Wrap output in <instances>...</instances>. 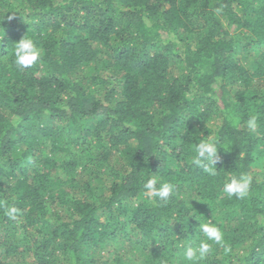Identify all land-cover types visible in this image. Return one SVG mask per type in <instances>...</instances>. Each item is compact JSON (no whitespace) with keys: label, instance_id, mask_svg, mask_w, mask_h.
I'll list each match as a JSON object with an SVG mask.
<instances>
[{"label":"trees","instance_id":"trees-1","mask_svg":"<svg viewBox=\"0 0 264 264\" xmlns=\"http://www.w3.org/2000/svg\"><path fill=\"white\" fill-rule=\"evenodd\" d=\"M0 201V264H188L207 219L231 252L200 264H264V0H0Z\"/></svg>","mask_w":264,"mask_h":264},{"label":"clouds","instance_id":"clouds-1","mask_svg":"<svg viewBox=\"0 0 264 264\" xmlns=\"http://www.w3.org/2000/svg\"><path fill=\"white\" fill-rule=\"evenodd\" d=\"M13 55V63L18 69L23 70L32 67L42 58V49L36 40L30 35H26L14 43ZM245 123L250 131H255L258 126L257 118L254 115L250 116ZM219 148L215 141H202L196 145L193 156L194 163L213 177L217 175L216 163L219 159ZM157 183L155 178H150L144 183L143 188L147 194L167 202L174 194V186L171 183H161L157 187ZM251 183L252 177L250 175L241 173L237 176H231L223 185V193L230 199L235 197L238 200H244L249 194ZM0 206H5V202L0 201ZM5 211L9 218L15 219L20 214L21 209L13 205L5 206ZM198 230L203 239L198 244L193 242L183 252V257L188 264H200V261L209 255L212 244L223 248L226 254L231 252V247L225 243L224 233L217 222L207 219V222L199 224Z\"/></svg>","mask_w":264,"mask_h":264}]
</instances>
